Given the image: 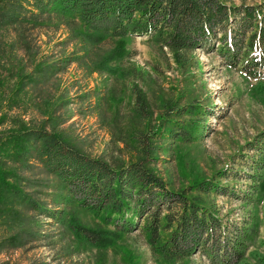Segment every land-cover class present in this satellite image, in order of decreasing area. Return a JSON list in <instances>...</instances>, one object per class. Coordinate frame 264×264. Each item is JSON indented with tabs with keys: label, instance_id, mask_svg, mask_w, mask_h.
<instances>
[{
	"label": "rangeland",
	"instance_id": "rangeland-1",
	"mask_svg": "<svg viewBox=\"0 0 264 264\" xmlns=\"http://www.w3.org/2000/svg\"><path fill=\"white\" fill-rule=\"evenodd\" d=\"M219 1L253 6L263 0ZM25 16L34 22L0 27V264H166L151 254L142 232L112 240L113 228L100 216L70 204L65 189L36 162L34 146L18 138L30 129L53 132L113 167L136 161L152 145L155 163L148 167L174 191L214 179L237 195L211 196L222 224H255L237 264H264V190L252 201L246 175L264 180V171L251 167L264 152V79L227 69L218 39L184 52L187 63L180 67L167 48L146 37L93 42L74 19ZM120 41L125 55L108 59ZM134 90L146 104L144 113L136 109ZM189 105L204 113L178 118L182 126L198 118L193 141L166 139L168 118H174L167 115ZM220 171L236 179L218 177ZM26 201L56 210L57 217ZM71 221L102 232L100 244L74 234ZM176 264L210 262L195 254Z\"/></svg>",
	"mask_w": 264,
	"mask_h": 264
},
{
	"label": "trees",
	"instance_id": "trees-1",
	"mask_svg": "<svg viewBox=\"0 0 264 264\" xmlns=\"http://www.w3.org/2000/svg\"><path fill=\"white\" fill-rule=\"evenodd\" d=\"M44 13L76 20L80 28L92 33L93 42L103 37H146L167 48L180 67L187 63L184 52L201 49L218 39L227 69L243 77L264 79V0L253 6H226L219 0H0V27L23 26L34 22L25 15ZM120 44L106 56L108 59L125 55ZM133 92L138 113H144L142 96ZM190 107L170 111L167 117L174 118H168L173 122L167 123L166 139L193 141L195 136L190 134L198 129V118L184 126L178 118L204 113ZM161 129L162 125L158 131ZM18 138L34 146L36 162L65 189L70 204L100 216L102 224L113 228L112 240L140 231L151 254L166 264H176L195 254L210 264H237L256 233L255 224L244 229L222 224L211 196L237 195L214 179L193 181L179 191L169 189L148 167L155 163L152 145H145L136 161L113 167L82 153L53 132L30 129L19 133ZM259 157L251 166L257 172L264 171V152ZM246 175L253 182L252 201L257 200L264 190V180L260 174ZM218 177L236 179L225 171H220ZM26 205L48 217H57L56 210L38 208L31 201ZM68 226L87 243L100 244L102 232L75 221Z\"/></svg>",
	"mask_w": 264,
	"mask_h": 264
}]
</instances>
